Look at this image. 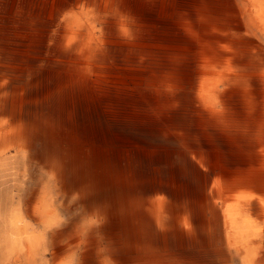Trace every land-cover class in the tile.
Instances as JSON below:
<instances>
[{
  "label": "bare ground",
  "instance_id": "obj_1",
  "mask_svg": "<svg viewBox=\"0 0 264 264\" xmlns=\"http://www.w3.org/2000/svg\"><path fill=\"white\" fill-rule=\"evenodd\" d=\"M0 180V264H264V0H0Z\"/></svg>",
  "mask_w": 264,
  "mask_h": 264
},
{
  "label": "rangeland",
  "instance_id": "obj_2",
  "mask_svg": "<svg viewBox=\"0 0 264 264\" xmlns=\"http://www.w3.org/2000/svg\"><path fill=\"white\" fill-rule=\"evenodd\" d=\"M12 14H13V15H17L16 12H15V10H14V8H13V13H12ZM41 48H42V50H38L39 53H38V54H35V55L33 56L34 59H32V60H33L34 62H36V63H41V61H44V60H45V58H44L45 55H46V54H45V50H43L44 47H41ZM37 55H38V56H37ZM36 58H37V59H36ZM43 59H44V60H43ZM29 165H30V164H29ZM0 183H1V180H0ZM9 194H10V193H7V194H0V206L2 205V206L0 207V210H1L0 212L3 214V218L6 217L5 219L8 220V221L6 220V221H7V222H6L7 227L9 226V223H8V222H9V214H10L9 211H10V209H11L13 203H14L12 197H11ZM7 197H8L9 199H7ZM10 198H11V199H10ZM22 198H23V197H22ZM6 199H7V200H6ZM5 200H6V201H5ZM1 201H2V202H1ZM21 201H22V199H21ZM11 202H12V203H11ZM8 203H9V204L11 203V204L8 206ZM3 205H4V208H5V206H6L5 209H2V208H3ZM7 208H8L9 210H8ZM4 210H6V211H4ZM75 210H76V209H74V211H75ZM74 211H73V212H74ZM74 214H75V213H74ZM8 243H9V242H8ZM6 253H7V252H5V251H1V252H0V258H2V256H3V257H4V256H7ZM22 259H23L25 262H24ZM22 259H21V260H22L23 263L21 262L20 264H24V263H26V264H35V263H36V264H39V262H35V263H34V262H29V261L26 259V257H25V259H24V258H22Z\"/></svg>",
  "mask_w": 264,
  "mask_h": 264
}]
</instances>
